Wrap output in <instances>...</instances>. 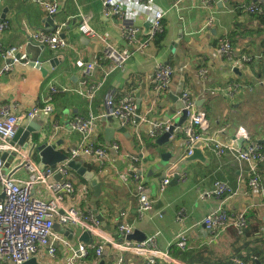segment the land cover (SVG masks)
Listing matches in <instances>:
<instances>
[{
	"label": "crops",
	"instance_id": "0c3cea01",
	"mask_svg": "<svg viewBox=\"0 0 264 264\" xmlns=\"http://www.w3.org/2000/svg\"><path fill=\"white\" fill-rule=\"evenodd\" d=\"M56 1L59 9L49 15L37 2L0 0V19L4 18L1 23L7 24L0 28L1 46L17 45L30 56L26 47L31 33L52 31L55 26L66 42L57 50L45 46L49 55L57 59V65L49 71L42 66L14 65L0 80V104L15 106L16 113L28 110L41 100L53 105L54 111L48 118H32L40 131L29 134V144L35 142L33 137L36 136L40 142L57 143V150L69 157L70 150L76 148L82 138L71 126L73 118L93 115L100 116L97 128L101 141L105 145L112 142L119 145L117 150L108 149L104 165L90 157L76 159L99 177V194L85 177L69 166L74 190L66 193L64 206L92 210L94 215L97 210L104 218L101 220L104 232L118 241L121 240L117 230L120 222L133 225L134 231L138 229L137 239L156 235L158 248L171 251V261L167 264H223L237 251L247 254L254 249L260 250V254L246 264H264V165L260 167V186L250 187L251 170L246 162L230 152L217 156L197 147L199 151L195 156L182 163L187 171L186 179L171 182L161 194L159 180L186 153L183 125L160 141L159 136L149 135L152 125L160 123L158 119L175 108L176 103L170 97L180 98L181 92L187 89L195 100L196 109L205 112L213 131L227 121L231 123L227 131L220 134L222 140L234 137L239 127H245L264 150V20L247 9L257 0H214L210 7L202 0H120L129 20L141 26L145 33L150 30L154 12L158 9L164 12V32L152 39L143 51L123 39L120 21L105 13L104 0ZM84 15H90L89 24L97 33L130 53L123 68L111 69L108 62L102 61L103 43L79 29ZM211 16L215 18L214 24L207 28ZM223 37H229L233 43L234 66L219 50L218 43ZM243 56L250 60L243 61ZM79 59L98 65L87 75L75 65ZM4 63L0 52V69ZM160 63L171 64L174 73L169 88L158 95L154 93V75ZM232 82L237 88L233 93L230 89L232 94H229ZM108 94L113 95L115 105L131 95L137 107L128 130H115L111 140L106 133L107 123L101 119ZM179 110L172 123L177 124ZM27 119L20 125L26 124ZM132 155L140 161L134 162ZM33 159L38 165L42 163L36 148ZM14 160L13 168L21 158ZM135 167L143 174L153 199V208L147 211L140 210L138 183L133 177ZM27 175L24 168L15 173L21 179ZM62 178L60 174L54 179ZM218 181L229 183L235 193L225 201L213 195L203 198L202 192L211 191ZM33 194L42 199L50 198L41 184L35 185ZM219 207L244 211L249 223L245 236L240 237L234 227L219 234L205 227L203 219ZM180 212L184 215L182 222L178 221ZM56 224L60 225L53 229L57 237L54 239L56 253L51 255L47 246H40L34 257L41 264H99L101 259L105 264H147L142 256L118 251L106 238L91 234L87 241L81 240L82 229L77 225H61L58 221ZM69 228L73 229L69 233L71 238L65 233ZM183 230L187 232L188 243L181 249L175 241ZM137 239L134 241H140ZM81 244L88 250L85 257L75 256L73 252V248ZM99 244L104 246L100 259L96 253Z\"/></svg>",
	"mask_w": 264,
	"mask_h": 264
},
{
	"label": "built area",
	"instance_id": "2783aa9c",
	"mask_svg": "<svg viewBox=\"0 0 264 264\" xmlns=\"http://www.w3.org/2000/svg\"><path fill=\"white\" fill-rule=\"evenodd\" d=\"M41 4L49 15L55 14L59 5L56 0H29ZM178 1V0H177ZM214 0H202L207 6H211ZM264 0H257L248 6L250 12H261L260 4ZM104 11L107 15L116 17L120 21L123 39L135 45L139 51L145 50L152 39L164 31V12L156 10L152 16L151 27L148 32H144L141 26L131 22L126 12L125 6L120 0H104ZM90 15H84L80 31L90 37L99 39L103 43L102 61L109 63V68H123L130 58V53L123 51L110 42L107 37L97 33L89 24ZM215 18L211 16L206 24L213 27ZM7 24L0 23V28H5ZM141 34L144 37L141 38ZM29 42L48 46L57 50L66 44L59 28L52 31L37 30L31 33ZM219 50L223 57L234 66V49L229 37L219 40ZM0 52L5 60L0 69V80L14 65L23 63L29 64V56L19 46L12 45L3 47L0 45ZM243 61H249L248 56H243ZM75 65L81 68L85 74L90 75L97 67L96 62H85L82 59L76 61ZM174 68L169 63H160L154 75V93H164L170 85ZM228 93L232 94L237 88L235 83H230ZM230 89L231 92L230 93ZM180 101L183 107L178 111L181 116L186 112V120L182 124V132L186 140V153L179 161L172 165L166 174L159 180L158 189L163 194L170 185L172 178L178 175V180H185L187 177L186 168L182 163H187L186 159L193 154L194 148L206 149L217 156L230 152L238 160L244 161L250 167L251 173L248 180L250 187L260 186V165L264 164V150L257 140L253 139L251 132L245 127H239L234 137L222 140L220 134L227 131L231 123L227 121L220 129L213 131L208 124L206 114L203 110L196 109L195 100L191 92L185 89L180 94ZM136 103L131 95L123 97L117 105L114 104L112 94H108L105 102V113L103 115H113L119 118L123 125L128 123L136 115ZM15 106L0 104V185L4 193V198L0 200V264L11 261L12 264H24L38 252L40 246H47L51 255H55L56 247L53 229L56 221L61 225H77L83 231H89L92 235L108 239L120 252L132 253L142 256L147 264H167L171 261V251L169 249H159L156 235H152L142 241L128 239L127 236L134 232L135 227L126 222H120L117 230L121 240L111 238L104 232L101 220L97 218L92 210L83 211L78 207H66L63 200L68 192L74 190L68 162L72 159L90 157L100 165H104L108 159V149H119L117 142L105 145L100 137L97 128L100 116H75L71 122L74 130L81 134L79 145L71 149L68 159L62 161L57 167H40L34 159L33 152L36 148L34 143H28L25 147L14 141L20 123L24 118H48L54 111L53 105L48 101H38L34 106L22 113L14 112ZM172 122L155 123L149 129V135L158 137L163 132L170 129ZM212 130V131H211ZM172 136V135H171ZM242 143L241 146L239 144ZM14 154L15 159L21 158L20 163L12 168L10 172H4V159L1 153ZM134 162H139L140 158L132 155ZM24 168L28 175L21 179L15 173ZM61 174L62 179H54L56 174ZM134 180L138 183V197L141 211L153 208V199L148 193L146 184L143 181V174L138 172V167L133 171ZM43 185L48 193L49 199H42L33 194L35 185ZM235 193L233 187L227 182H216L211 191L202 192V197L213 195L225 201ZM184 215L179 213L178 221L182 222ZM205 227L214 234L234 227L239 233L248 226L244 211H228L219 207L212 210L204 219ZM188 243V235L185 230L177 234L175 245L184 249ZM104 246L99 244L96 250L100 259ZM75 256H87L88 250L81 244L73 248ZM233 264H245L240 258H235Z\"/></svg>",
	"mask_w": 264,
	"mask_h": 264
},
{
	"label": "water",
	"instance_id": "95a60500",
	"mask_svg": "<svg viewBox=\"0 0 264 264\" xmlns=\"http://www.w3.org/2000/svg\"><path fill=\"white\" fill-rule=\"evenodd\" d=\"M4 16V15H3ZM4 18L2 17L0 19V23L2 22ZM53 26V24H52ZM147 28H149V23L146 24ZM57 26L53 27L52 30H55ZM63 36V33H62ZM26 51L29 53V65L30 66H35V67H43L47 69L48 71L50 70V67L56 66L57 65V59L55 57H51L49 55V52L46 51V47L43 45L39 44H34V43H28L26 47ZM60 61V60H59ZM173 102L176 103V106L174 109H169L164 116L160 117L158 121L160 122H166V121H172L174 117L176 116L177 110L181 109L183 107L182 102L179 100L178 97L176 96H171L170 97ZM103 121H106L107 123V128H106V133L108 134L109 140L113 138V135L115 133V130L126 132L128 130V127L121 124V120L117 118L116 116L113 115H102L101 118ZM186 120V112L184 111L183 114L179 117V120L177 124L174 122L171 124L170 129L168 131L163 132L159 137L158 141L163 140L166 137H169L172 135L175 131H179L180 127L182 125V122ZM38 124L36 123L35 120H30L27 119L26 124H22L19 126L17 134L14 138V141H18L19 144H24L26 147L28 145V138L29 134L35 131H40V128H38ZM26 128V129H24ZM36 145V150L39 151L40 156H41V161L42 163L40 164V167L44 166H49L51 168H56L57 164L61 161H64L67 159V154L64 151L57 150V143H50L48 142H34ZM242 143L239 144L241 146ZM198 148H194L193 154L190 155L186 161L190 160L195 156V154L198 152ZM163 157H166V153L163 154ZM2 158L4 159V167L3 171L4 172H10L11 169L13 168V162L15 161V156L14 154H8L6 152L3 153ZM165 163V162H164ZM68 165L77 171L78 174L82 175L85 177L93 186L94 191L96 194L101 193V183L99 180V177L95 175L93 171H89L84 165L81 164L80 161L76 159H72L68 162ZM183 165V164H182ZM60 174H56L55 177H57ZM178 180V175H175L174 178H172V183L176 182ZM0 197L3 199L4 198V193L2 191V187L0 185ZM97 213V214H96ZM95 214L97 215V218L100 220H104V218L98 214V211L95 210ZM264 220V218H263ZM60 227V225H57L55 223L54 228ZM73 229L69 228L65 231L67 235H69V238L72 236L69 233H72ZM140 231L136 229L132 234L128 235L127 238L134 240L137 239L136 235H138ZM91 237V233L89 231H83L81 232V237L80 239L83 241H87ZM142 241L143 239H137ZM24 264H41L37 261L36 257H32L30 260H28ZM99 264H105L104 260H100Z\"/></svg>",
	"mask_w": 264,
	"mask_h": 264
},
{
	"label": "trees",
	"instance_id": "16d2710c",
	"mask_svg": "<svg viewBox=\"0 0 264 264\" xmlns=\"http://www.w3.org/2000/svg\"><path fill=\"white\" fill-rule=\"evenodd\" d=\"M29 1V0H28ZM256 3V2H255ZM260 6H261V8H262V11L261 12H252L251 14H255L258 18H262L263 20H264V3H262V4H260ZM249 11V10H248ZM164 32V31H163ZM162 32V33H163ZM162 33H160V35L162 34ZM159 35V34H158ZM232 42V41H231ZM232 45H233V43H232ZM233 49H234V46H233ZM232 83H234V82H232ZM34 136V135H33ZM152 137V136H151ZM34 138V140L36 141V142H38L39 140L37 139V137L36 136H34L33 137ZM152 138H156V137H152ZM262 165H264V164H261L259 167H261ZM246 219H247V217H246ZM247 222H248V219H247ZM230 228H233V227H229L228 229H230ZM248 228H249V223H248V226L243 230V232L242 233H239L238 232V230L236 229V231H237V233L239 234V236L241 237V236H245L246 235V233H247V230H248ZM187 247V246H186ZM185 247V248H186ZM245 248H247V250H248V246L245 244V246H244ZM260 254V250H257V249H254V252H248L247 254H242L240 251H237L236 252V255H234V257L232 258V259H230V260H228V261H226L225 263L223 262V264H233L234 263V259L235 258H240V259H242L244 262H245V264L247 263V261H250L251 259H254V257L255 256H258Z\"/></svg>",
	"mask_w": 264,
	"mask_h": 264
},
{
	"label": "bare ground",
	"instance_id": "6f19581e",
	"mask_svg": "<svg viewBox=\"0 0 264 264\" xmlns=\"http://www.w3.org/2000/svg\"><path fill=\"white\" fill-rule=\"evenodd\" d=\"M30 119H32V118H30ZM23 146H24V144H22Z\"/></svg>",
	"mask_w": 264,
	"mask_h": 264
}]
</instances>
